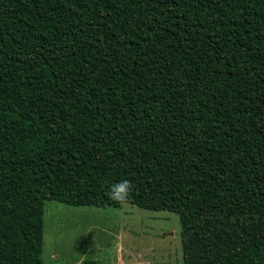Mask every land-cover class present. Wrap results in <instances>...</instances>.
<instances>
[{
	"label": "trees",
	"instance_id": "trees-1",
	"mask_svg": "<svg viewBox=\"0 0 264 264\" xmlns=\"http://www.w3.org/2000/svg\"><path fill=\"white\" fill-rule=\"evenodd\" d=\"M125 179L185 264H264V0H0V264Z\"/></svg>",
	"mask_w": 264,
	"mask_h": 264
},
{
	"label": "rangeland",
	"instance_id": "rangeland-1",
	"mask_svg": "<svg viewBox=\"0 0 264 264\" xmlns=\"http://www.w3.org/2000/svg\"><path fill=\"white\" fill-rule=\"evenodd\" d=\"M179 213L122 202L75 206L50 200L44 212L43 264H185ZM117 264H119L117 262Z\"/></svg>",
	"mask_w": 264,
	"mask_h": 264
},
{
	"label": "clouds",
	"instance_id": "clouds-1",
	"mask_svg": "<svg viewBox=\"0 0 264 264\" xmlns=\"http://www.w3.org/2000/svg\"><path fill=\"white\" fill-rule=\"evenodd\" d=\"M133 185L129 180H121L119 183L113 184L111 186V191L109 196L111 199L124 202L128 199L130 193L133 191Z\"/></svg>",
	"mask_w": 264,
	"mask_h": 264
},
{
	"label": "crops",
	"instance_id": "crops-1",
	"mask_svg": "<svg viewBox=\"0 0 264 264\" xmlns=\"http://www.w3.org/2000/svg\"><path fill=\"white\" fill-rule=\"evenodd\" d=\"M117 262H118L119 264H122V263H120V259H119V260L117 259L116 264H117Z\"/></svg>",
	"mask_w": 264,
	"mask_h": 264
}]
</instances>
